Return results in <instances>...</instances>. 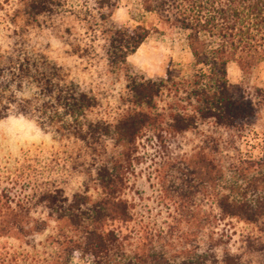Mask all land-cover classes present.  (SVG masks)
Segmentation results:
<instances>
[{
  "label": "rangeland",
  "instance_id": "1",
  "mask_svg": "<svg viewBox=\"0 0 264 264\" xmlns=\"http://www.w3.org/2000/svg\"><path fill=\"white\" fill-rule=\"evenodd\" d=\"M94 1L60 0L55 16L39 19L34 34L22 0H0L4 105L7 97H39L41 86L22 77L30 57L49 55L63 68L67 82L72 80L86 92L94 87L85 41L75 49L78 34L92 36L90 23L103 25ZM103 13L114 27L141 25L151 31L127 59L131 76L157 78L169 72L174 79H182L194 73L186 34L162 23L156 14L144 12L137 0H118L116 9ZM50 24L53 30L45 31L44 25ZM118 74L119 88L125 73ZM228 80L231 85L264 89V60L245 76L236 63H229ZM102 108L109 107L103 103ZM84 113L80 121L90 122V112ZM58 119H45L41 127L22 116L0 119V264H90V257L81 250L69 254L66 245L58 244L64 241L66 226L48 224L51 216L42 197L60 191L67 196L87 194L97 201L101 195L97 173L107 159L91 166L89 151ZM118 151L124 154L117 162L124 179L121 196L129 204L132 219L127 224L116 222L115 228L131 245L126 254L139 241L164 253L173 264H226L228 256L236 264H264V251L258 252L257 247L264 240V213L255 223H243L234 218L220 220L216 207L223 196L253 205L264 203V108L238 129L200 126L175 137L147 134ZM108 152L110 158L119 155ZM247 238L256 246H248Z\"/></svg>",
  "mask_w": 264,
  "mask_h": 264
},
{
  "label": "trees",
  "instance_id": "2",
  "mask_svg": "<svg viewBox=\"0 0 264 264\" xmlns=\"http://www.w3.org/2000/svg\"><path fill=\"white\" fill-rule=\"evenodd\" d=\"M137 1L144 12L156 14L162 23L186 34L194 68L191 76L174 79L169 72L157 78L131 76L127 59L151 31L141 25H109L103 12L116 9L118 0H95L93 6L101 13L99 20L103 25L90 23L92 36L87 39L86 35L78 34L75 40L76 50L85 41L83 48L90 54V70L94 72L93 75L90 71V83L94 87L89 92L72 80L67 82L61 72L63 68L46 55L30 57L22 76L41 86L39 97L34 100L7 97L8 104L4 105L0 94V119L22 116L41 127L43 120L54 122L59 118L58 122L89 151L91 166L102 158L112 163L111 168L104 163L97 173L101 194L97 201L87 194L67 196L60 191L46 192L42 197L46 202L43 207L51 216L48 224L54 223L56 228L61 223L66 226L62 231L64 241L58 244L66 245L69 254L81 250L90 257V264H120L116 259H121V264H173L164 253L139 241L126 254L131 245L125 244L126 235L115 228L116 222L127 224L132 219L129 204L121 196L124 179L117 170V162L124 154L119 149L131 147L147 134L175 137L200 126L224 131L238 129L250 124L258 110L264 108V89L231 85L228 80L229 63H236L245 76L264 60V0ZM22 2L35 34L39 19L53 18L60 0ZM51 24L44 25L45 31L53 30ZM50 44L47 40V47ZM38 60L40 63H36ZM119 72L125 74L123 85L118 88ZM112 100L117 104L112 106L109 103ZM103 103L109 108H102ZM87 110L90 122L82 123ZM109 150L119 155L110 158ZM216 207L220 220L234 218L243 223H255L264 213L262 200L253 205L223 196ZM247 239L248 246H256L252 239ZM257 247L258 252L264 251V240ZM235 262L232 256L225 259L226 264Z\"/></svg>",
  "mask_w": 264,
  "mask_h": 264
},
{
  "label": "crops",
  "instance_id": "3",
  "mask_svg": "<svg viewBox=\"0 0 264 264\" xmlns=\"http://www.w3.org/2000/svg\"><path fill=\"white\" fill-rule=\"evenodd\" d=\"M144 44V43H143ZM143 44L138 48V50L143 46Z\"/></svg>",
  "mask_w": 264,
  "mask_h": 264
}]
</instances>
